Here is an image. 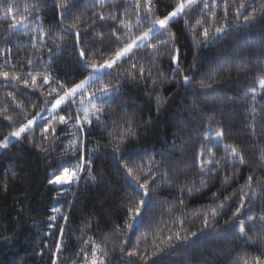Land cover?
Returning <instances> with one entry per match:
<instances>
[{
    "label": "trees",
    "instance_id": "trees-1",
    "mask_svg": "<svg viewBox=\"0 0 264 264\" xmlns=\"http://www.w3.org/2000/svg\"><path fill=\"white\" fill-rule=\"evenodd\" d=\"M77 2L79 7L75 9L73 16L79 17L83 22L78 25L82 37L81 46L92 51L98 48L95 59L100 62V54L115 46L110 27L112 21H97L92 24L87 29L92 35L85 42V23L91 24L95 19L93 13L103 12L107 16L109 12H115L117 19L135 23V13L143 11V0L140 10L129 3L127 16L124 15L123 0L114 6L112 0H106L103 8L98 6V0H69V5ZM239 2L240 0H235L230 4L226 18L220 7H209L205 10V15H198L193 19L197 8H202L197 5L187 13V26L184 20L171 25V30L176 34L175 43L183 54L182 72L194 77L190 88L175 81L163 82L170 78L174 67L165 54L157 57L156 67H153L154 76L159 81L158 86L151 81H112L121 86V102L113 104L110 109L105 108L106 119L102 125L97 126L93 120L91 127L85 126L83 132L78 131L74 109L81 106L77 101L67 111H59V115L65 116L72 112L73 119L67 124H56L55 135L52 136L49 132L48 140L42 138L41 129L37 126L35 131L27 134L28 139L14 141L9 148L0 152V264H53L55 238L48 233L55 230L48 227L49 223H59L64 228L63 250L56 264H90L94 250L98 259L104 260L105 264H145V261L152 264L153 260L162 261V264H233L238 259L237 253L261 255V241L248 247L235 230H227L229 226L225 221L231 217L235 204L231 209H227L226 205L227 210L217 217L218 222L204 230V237H193L189 245L174 239L171 247L167 241V236L176 231L184 234L177 223L178 219L184 221L188 232L196 231L199 235L203 228V217L207 215L209 207H215L216 204L212 198L213 192L221 193L219 199L223 200L234 191L238 192L249 174L253 175L254 180L257 176L264 180V169L260 167V151L264 148V136L260 133L264 127V115L257 118L256 133L259 139L254 141L247 127L251 117L246 111L251 99L247 89L257 87V73L264 68V52L261 51L264 49V15L259 11L264 0H246V3L254 2L258 9L256 19L251 22H245L243 16L237 17L234 14L232 9L238 7ZM6 3L13 6L12 14L23 20V32L28 35H24L19 28L13 32L8 27L10 17L0 20V65H3L0 70L13 72L12 65H15L16 73L44 71L42 68H31L26 62L31 59L37 63L40 57L47 60L49 49H52V54L57 51L52 40L56 34H60L66 37L60 48L61 55L59 58L53 55L48 71L66 87H71L78 79L84 78L86 74H81L77 66L73 37L61 29L58 11L65 10L54 7L58 0H0V16L4 15ZM153 3L154 14L163 18L175 6L176 0H153ZM208 3L212 5L213 0H208ZM215 3L220 4L221 0H215ZM32 5H37L38 8H33ZM25 6L31 15L23 11ZM213 12L216 14L214 21L208 15ZM73 16H65V28L74 22ZM195 20H203V27H209L208 43L203 42L200 27L195 29V34L191 31ZM225 25L228 26L225 34L218 37L213 34L215 27ZM144 27L146 29L147 25ZM93 28L104 33L103 41L93 32ZM133 32L139 34L135 28ZM42 33L47 35L42 36ZM29 41L40 45L39 50L30 47ZM147 51L150 49L143 48L136 53V58L145 68L152 66L151 58L146 56ZM5 61L9 63L5 64ZM193 65L195 68H192ZM128 66L127 63L122 65L124 68ZM160 71L165 74L163 78L159 76ZM108 79L104 82L107 83ZM201 80L205 81L203 87ZM52 87L58 85L53 83ZM22 89L31 94L29 98L20 94ZM7 92L16 96L15 103L6 96ZM157 96L167 98V103L159 111ZM45 98L49 102L53 99L46 91L41 96L39 92L24 89L22 83L15 91L13 88L0 86V109L7 107L8 113L13 115L12 128L7 127L9 122L0 117V140L21 123V110L17 108V104L25 106L26 119H32L41 113L51 122L55 113L48 111L51 105L44 104ZM257 99L260 100V97ZM33 104L35 107L31 106ZM257 108L264 113V101H260ZM125 109L128 115H125ZM109 113L115 118L117 125L131 119L136 127V138L125 145L137 154L125 157L129 166L133 162H140L142 158H154L159 162V167L149 173L155 176L153 184L156 185L153 187V184H149L152 203L147 211L141 212L143 222L135 224L132 230L126 228V205L133 197L137 200L144 197L138 192H131L118 166L120 161L108 146V133L114 132L112 119L108 118ZM80 119H83L82 111ZM149 119L151 123H146ZM209 122L224 129L225 142L238 147L246 164H233L224 168L223 172L217 170L208 178L207 186L201 188L196 166L197 154L199 145L204 142L201 130ZM42 123L43 120L38 121V124ZM72 133L81 139L74 140ZM84 133L88 135L85 137ZM70 144L73 145L72 148L69 147ZM97 146L99 151L93 152ZM65 149H68L67 155ZM73 151L76 155L72 154ZM213 151L223 165L225 158L222 149L213 148ZM123 152L124 148H121L119 155ZM78 156H83V160H78ZM78 163L84 164V170L77 172L78 182L75 177L69 176L73 183L55 185L58 191L54 190L49 179L59 175L64 169L75 170ZM215 167L219 169L220 165ZM232 172L236 173L235 177L225 184L224 175ZM162 173L168 175L161 178ZM90 176L95 177V184L87 182ZM144 179L141 175L140 182L143 183ZM189 187L193 188L191 194L187 191ZM69 188L71 192H65ZM61 195L62 198L58 199ZM181 199L183 204L180 203ZM53 207L61 208V212L68 217L66 222L61 221L59 216L56 222L49 221L50 215H57L51 211ZM246 214L254 218L255 230L247 222L245 227L249 235L255 237L262 231L259 225L260 218L264 216V192L257 196ZM124 240L128 244L123 243ZM136 241H140V256L121 254V248L131 251ZM96 245H100V248L96 249ZM80 249L87 253V260Z\"/></svg>",
    "mask_w": 264,
    "mask_h": 264
},
{
    "label": "snow or ice",
    "instance_id": "snow-or-ice-1",
    "mask_svg": "<svg viewBox=\"0 0 264 264\" xmlns=\"http://www.w3.org/2000/svg\"><path fill=\"white\" fill-rule=\"evenodd\" d=\"M113 6L115 3L120 2V0H112ZM235 0H221L220 4H216L213 0V4L209 5L208 0H176L175 6L171 11L165 13L163 18L154 14V3L153 0H143V11H137L135 13L136 20L135 23H132L125 19H117L115 12H109L106 16L103 12L93 13L95 19L92 20L91 24L85 23V36L83 37L86 42L88 38L92 35L87 29L95 24L97 21L106 22L112 21L111 24V33L114 37L113 44L114 47H109L105 53L100 54V61L96 60L95 57L99 49L92 51L91 49L86 50L85 47L81 46V32L78 30V25L83 23L79 17L73 16V13L76 8L79 7V3H73L69 5V0H58V3L54 5L55 8L64 9L65 11H58V20L61 24L62 31L67 32L73 37L74 47L77 53V66L81 71V74L84 75L83 79H78L71 87H66L64 84L60 83L59 80H56L51 76V73L48 71V66L52 63L53 55L56 58H59L61 55L60 48L64 43L66 37L64 35L56 34L55 39L52 42L55 44L57 51L52 54V49H49L50 55L47 60H44L43 57L39 58V62L34 63L33 60H27V65L31 68L39 69L42 68L44 71H26L23 73H16L14 71L15 65H12L13 72L0 70V86L6 88H13L15 91L20 83L23 84L24 89H31L33 92H39L41 96H44V92H47L48 96H51L53 99L49 102L46 98L44 104L48 105L50 103L51 110L55 113L52 121L50 122L47 117L38 113L37 116L32 119H26L24 114V105L17 104V108L21 110V123L15 127V130L8 132V135L0 140V149L9 148L10 144L13 141H19L21 139H28V133L35 131L37 126L41 129V136L44 140L49 139V132L52 136L56 132V124H67L69 120L73 119V113L69 112L67 116L59 115V111H67V108L72 105L79 103L80 108L74 109L76 120L78 122V131L83 132L85 126L91 127L93 125V120H95L97 126L103 124L106 119L105 108H111L113 104H118L121 102L122 90L119 83H112L113 80L126 79L129 81H141L147 83L151 81L153 85L158 86L159 81L155 78L153 73V67H156L157 57L168 55L169 60L174 67L171 69L170 78L164 79L165 83H172L173 81L177 83H182L187 87H191L194 82V77L191 75H185L182 72L181 65L183 63V54L181 49L176 45V34L171 30V25L178 22L179 20H184L185 25L188 24L187 13L192 10L193 7L201 5L202 8H197L196 13L193 14V19L195 16H202L206 14L209 7H220L223 16L226 18L229 15L228 9L230 4L234 3ZM132 3L134 8L137 10L141 9V0H123L124 5V15L127 16V5ZM98 6L103 8L106 6V0H98ZM33 8H38L37 5H32ZM234 14L237 17L243 16L245 22H251L256 19L257 6L254 2L246 3V0H240L239 6L234 7ZM19 11V9H16ZM25 13L29 12L27 6L23 8ZM259 11L264 15V4H261ZM13 12V6L7 5L3 16H0V20L11 19V22L8 24V27L15 32L18 28L23 32L24 22L16 18ZM211 16V19L214 21L216 19V14L208 13ZM65 16H73L74 22L68 27L65 28L63 21ZM39 20V17H36ZM205 21L195 20L191 31L195 34V29L200 27L202 30L200 35L204 37V43H208L210 30L209 27H203ZM145 25H147L145 29ZM137 29L139 34H135L133 29ZM228 26L215 27L213 34L215 36H221L225 34ZM122 30V31H118ZM93 32L101 38L103 41L104 33L98 32L93 28ZM24 35H28L27 32H23ZM47 33H42V36H46ZM34 39V38H33ZM155 41V42H153ZM47 43V41H45ZM29 45L32 48L39 50L40 45L29 41ZM143 48L150 49L146 52V56L151 58V67L145 68L141 61L136 58V53ZM264 52V49L261 50ZM261 60V57L257 58ZM8 64V61L4 62ZM127 63L129 66L124 68L122 65ZM3 68V65H0V69ZM195 68V65L192 66ZM264 68L261 69V72L257 73V87H249L247 91L251 94V99L249 102V107L246 109L247 114L251 117V121L247 125L249 129V134L252 136L253 140H258L259 137L256 133V121L257 118L264 113L258 111L257 105L260 101H264ZM159 76L163 78L165 76L163 71L159 72ZM108 79V82L105 83V79ZM39 81V83H38ZM31 82V83H30ZM55 83L58 87H52V84ZM201 86H205V81H200ZM44 86H48L45 88ZM156 89H154L155 91ZM20 94L24 95L25 98H29L30 93L25 92L23 89L20 90ZM85 94H87L85 96ZM6 96L11 99L12 102H16V96L12 92H7ZM260 97V100L257 99ZM157 111L167 103V98L157 96ZM85 100H87V105H85ZM35 107V105H31ZM62 106L63 109H62ZM83 112V119H80V113ZM125 115H128L127 109L124 110ZM0 117L3 120L8 121L7 127L12 128L13 115L8 113L7 107L0 109ZM108 118L112 119V125L114 127V132H109V145L113 149V155L120 161L118 165L121 172L123 173L129 189L131 192H138V194L144 199H136L133 197L130 199L126 205L128 212V220L126 223L127 230H132L135 224H140L143 222V216L141 215L142 210L147 211L150 204L152 203V197L149 195V184H153L155 181L154 175H149L154 169L159 167V162H156L154 158H148L147 160H142L140 162H133L132 166H129V162L125 157H133L137 155L136 153L130 151L125 145L129 140L136 138V127L134 122L131 119L125 120L123 124L117 125L115 118L111 117V113L108 114ZM39 120H43L44 123L38 124ZM146 123H151V119L146 121ZM203 141L199 145V151L197 154V168L199 175V187H206L209 183V179L214 173L219 170L223 172L224 168L229 167L233 164L245 165L246 161L243 153L238 150V147L232 143L225 142V131L223 128L218 127L211 122L203 128L202 130ZM74 140H80V137H77L75 133H72ZM88 133H84L86 137ZM261 136H264V127L261 128ZM70 148L73 147L72 144L69 145ZM121 148H124L122 155H119ZM213 148L222 149L224 164L221 165V159L217 157L216 152L213 151ZM46 151V149H45ZM93 152L99 151V146L92 150ZM65 154H68V149H65ZM73 155H76V152L73 151ZM78 160H83V156H78ZM260 167L264 169V148L260 151ZM211 165L212 167H208ZM215 165H220V168L217 169ZM84 170V164L78 163L75 170L64 169L59 175H54L49 179V183L55 185H65L71 184L74 181L69 179V176L75 177L76 182H78L79 177L77 172ZM135 172V174H134ZM144 176V182H140V177ZM167 173H162L161 178L166 177ZM236 175L235 172L230 174H225L223 177L224 183L227 184L230 179L234 178ZM90 184H95V177L90 176L88 181ZM156 185L153 184V187ZM6 188V186H5ZM58 191V190H57ZM188 193L191 194L193 191L192 187L187 189ZM65 192H71V189H65ZM264 192V180L261 177L257 176L254 180L253 175L249 174L246 177V183L241 187V189L236 192L234 191L231 196H225L223 200H220L219 197L221 193L213 192L212 198L216 201L215 207H209L207 210V215L202 219L203 228L200 230V233L196 231L188 232L184 226V221H177L180 229L184 232L182 235L180 231L174 232L172 235L167 236V241L169 246L172 245V241H180L185 245H189L193 237L200 239L204 237L205 229H208L210 225L214 226L217 221V217L221 212L231 209L232 205L235 204L236 207L232 211L231 217L225 221V224L229 226L228 231L235 230V233L240 236L244 241L245 245L250 247L261 241L259 251L261 255H252L247 252L240 254L237 253L238 259L233 261V264H264V216L260 218V228L262 231L257 234L255 237L249 235L246 230V222L252 224L253 231L256 228V224L253 223V217L246 214L248 209L251 207L253 201L256 200L257 196L261 195ZM74 194V193H73ZM131 195V193H130ZM58 199L62 198L61 196L57 197ZM180 203L183 204V200H180ZM67 204V201H65ZM227 205V209H226ZM219 210V211H218ZM53 213L57 215H50L48 217L49 221L56 222L59 216L61 221L66 222L68 217L61 212L60 207H53L51 209ZM171 211V209H169ZM48 227L54 229V232L48 233L50 237L55 238V243L53 245V264H56V261L59 259L60 254L63 250V238H64V228L60 226L59 223H49ZM87 227V226H86ZM123 243L128 244L127 240H124ZM140 241H136L135 247L131 251H125L123 248L120 249L122 255L126 256H140L141 254L138 251ZM155 244V241H153ZM96 249L100 248V245L95 246ZM130 247H132L130 245ZM158 247V245H157ZM163 251V249H161ZM80 253L84 255L85 260H87V253H84L83 249H80ZM155 256L156 253L154 252ZM90 264H105L104 260L98 259L95 250L92 253V258ZM147 264V261H145ZM152 264H162V261L153 260Z\"/></svg>",
    "mask_w": 264,
    "mask_h": 264
},
{
    "label": "rangeland",
    "instance_id": "rangeland-1",
    "mask_svg": "<svg viewBox=\"0 0 264 264\" xmlns=\"http://www.w3.org/2000/svg\"><path fill=\"white\" fill-rule=\"evenodd\" d=\"M48 111H49V112L52 111L51 108H49ZM13 142H14V141H13ZM2 150H3V149H0V152H1Z\"/></svg>",
    "mask_w": 264,
    "mask_h": 264
}]
</instances>
